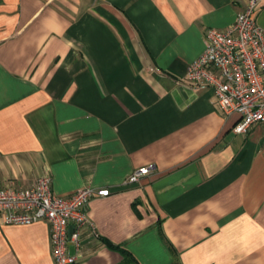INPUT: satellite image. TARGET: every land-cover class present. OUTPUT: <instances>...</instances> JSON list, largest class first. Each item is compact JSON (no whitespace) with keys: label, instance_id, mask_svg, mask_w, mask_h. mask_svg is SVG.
Instances as JSON below:
<instances>
[{"label":"crops","instance_id":"crops-1","mask_svg":"<svg viewBox=\"0 0 264 264\" xmlns=\"http://www.w3.org/2000/svg\"><path fill=\"white\" fill-rule=\"evenodd\" d=\"M247 3L0 0V188L109 190L77 264H264V126L186 80ZM0 264H55L48 225L0 218Z\"/></svg>","mask_w":264,"mask_h":264},{"label":"built area","instance_id":"built-area-1","mask_svg":"<svg viewBox=\"0 0 264 264\" xmlns=\"http://www.w3.org/2000/svg\"><path fill=\"white\" fill-rule=\"evenodd\" d=\"M261 0H248L236 21L223 30L209 29L204 52L188 67L186 80L192 87L211 88L226 115L237 114L234 128L248 134L253 126H264V28L256 13ZM153 166L133 173L125 184L137 183ZM50 174L41 175L29 188L8 184L0 188V218L5 225L25 226L38 222L48 225L55 264H77L82 257L81 236L92 226L87 213L89 201L107 197L109 190L84 188L64 198L53 191ZM74 227L69 236L70 227ZM75 248L70 255L69 246Z\"/></svg>","mask_w":264,"mask_h":264},{"label":"water","instance_id":"water-1","mask_svg":"<svg viewBox=\"0 0 264 264\" xmlns=\"http://www.w3.org/2000/svg\"><path fill=\"white\" fill-rule=\"evenodd\" d=\"M73 231H74V227H73V226H71V227H70V229H69V236H70V237L72 236V234H73Z\"/></svg>","mask_w":264,"mask_h":264},{"label":"trees","instance_id":"trees-1","mask_svg":"<svg viewBox=\"0 0 264 264\" xmlns=\"http://www.w3.org/2000/svg\"><path fill=\"white\" fill-rule=\"evenodd\" d=\"M121 252H122L125 256H127V257L130 256V254L127 253L126 251H123V250H122Z\"/></svg>","mask_w":264,"mask_h":264}]
</instances>
